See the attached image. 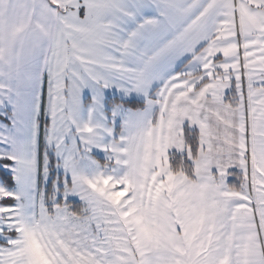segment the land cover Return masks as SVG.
I'll return each instance as SVG.
<instances>
[{"label": "snow or ice", "instance_id": "1", "mask_svg": "<svg viewBox=\"0 0 264 264\" xmlns=\"http://www.w3.org/2000/svg\"><path fill=\"white\" fill-rule=\"evenodd\" d=\"M0 264H264V0H0Z\"/></svg>", "mask_w": 264, "mask_h": 264}]
</instances>
